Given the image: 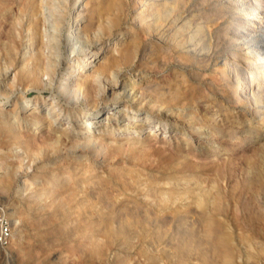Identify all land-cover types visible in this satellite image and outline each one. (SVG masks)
<instances>
[{
    "label": "bare ground",
    "instance_id": "1",
    "mask_svg": "<svg viewBox=\"0 0 264 264\" xmlns=\"http://www.w3.org/2000/svg\"><path fill=\"white\" fill-rule=\"evenodd\" d=\"M23 1L26 19L20 22L18 29L12 30L4 49L5 70L8 72L12 68L14 71L11 82L7 83L5 99L14 102L11 106L0 108V160L6 163L4 165L8 169L0 177V183L3 186L9 184L6 188L10 187L13 175L22 173L24 190H31L27 197L29 201L25 200L35 214L31 221L27 218V210L23 207L28 203L21 205V210L18 208L20 206L12 208L13 211L9 213L18 221L15 226L16 236L11 243L14 251L17 250L25 260L38 261L40 251L44 249L46 252L43 248L45 245H55L46 241L44 246L40 243L49 233L42 230V226L48 224L46 213L53 207L51 203L74 199L79 203L81 214L98 218L101 224L97 232L89 236L87 248L79 250L81 253L89 250L90 256L93 255L98 264L118 262L117 257L121 254L118 251L124 248L132 251L137 247L149 260L159 259L160 263H164L161 258L164 254L167 261L177 259L181 264H247L244 250L236 240L238 238L245 245L246 240L251 238L242 230L235 238L232 227L217 217L224 209L217 198L219 190L213 192L212 187L201 185L204 178L198 172L204 163H201L204 157L210 156L207 160L210 161L221 153L225 158L222 161L227 166L236 157L232 151L227 150L231 147L228 145H232L234 141L226 143L212 131L213 128L220 131L225 129L226 121L219 118L225 109L223 104L215 102L213 106L216 108L213 110L216 112L210 116L202 112L209 105L205 98L198 101L202 110L185 108V105H192V91L195 89L192 87V72L175 74L173 83L162 82L152 77L148 79L146 72L149 69L138 64L141 68L135 73V77L141 74V81H130V76L120 79L123 74L128 73L130 67L136 66L144 41L134 31L130 35L121 31L116 41L108 42L131 8L129 0H73L72 12L69 11L72 0H58V31L62 33L66 29L64 21H69L68 14L76 17L78 22L86 16L80 26L90 50L76 55L74 49L69 48L64 59L68 70L66 79L71 80L63 85L57 83L58 65L53 57L56 46L52 41L56 35L47 38L43 27L45 0ZM132 9L134 22L145 37L152 38L157 49L164 50L167 54V61H160L161 64L158 63L157 55L150 59L149 63L159 65L161 69L158 71H164L169 68L168 65L177 61L189 63L188 65L193 61L204 66L210 59L214 46L209 24L232 22L236 27L237 37L248 40L249 51L245 52V56L232 51L230 60L225 61L220 70L221 78L232 88L230 97L233 102L239 105L242 100H248L257 106L263 105L264 67L261 64L262 69L250 74L247 65L251 60L264 61V0H135ZM72 35L68 33L67 37L61 38L59 48L62 44L69 45ZM24 42L27 51L22 52ZM152 49L153 45L146 47L149 54ZM72 58L77 60V66L72 64ZM239 58L244 64L238 67L236 61ZM45 75L50 78L49 82L45 81ZM254 84L258 86L256 89ZM18 85L25 90L17 94L15 99L10 98ZM67 88L76 97L74 102H63L62 95ZM28 90H37L38 93L30 97ZM48 90L53 91L52 100H48L46 96ZM79 95L89 108L88 111L85 107L82 108L79 117L83 113L85 118L90 113L96 114V117L91 121H84L83 118L79 120L77 117L70 125H64L65 122L62 124V112L73 116L74 109L82 106ZM58 97L61 100L56 101ZM174 103L184 105L175 116L165 115L159 110L162 107L171 109ZM114 104L117 105V110H113L115 118L121 117L123 121H127L119 124L113 122L111 125L104 122L98 126L100 131L96 130V126L91 123L106 113L110 120V109H114ZM122 105L124 106L121 107ZM261 109L257 116L264 122V107ZM140 111L147 114L142 116ZM152 122L155 124L152 125ZM136 126L139 128L138 135H132L131 129ZM165 126L178 130L169 141L165 135H162L161 140L158 137L159 133L162 134L168 128ZM206 127L211 129L207 130ZM187 135L191 137L188 138ZM251 139L255 140L254 137ZM160 141L162 145H157ZM174 143L176 144L173 145ZM16 149L19 151L14 153ZM209 151L213 152L208 155ZM98 163L100 165L97 167ZM25 167L33 168L34 173L30 174ZM214 172L219 174L221 170L216 169ZM36 181L41 183V187L33 186ZM256 202L262 208L263 192H258ZM178 216L182 218V222L176 224ZM188 216H192L190 223H186ZM202 217L205 219L198 222V218ZM231 221L230 219V223ZM26 224L33 227L34 240L40 245L36 244L37 241L30 240V235L24 232ZM165 229L172 231L175 236L171 244L163 245V237H159V232ZM256 240L258 250L264 251V243L258 239L255 242ZM246 255L248 258L250 253L247 251ZM125 259L127 260V256Z\"/></svg>",
    "mask_w": 264,
    "mask_h": 264
},
{
    "label": "rangeland",
    "instance_id": "2",
    "mask_svg": "<svg viewBox=\"0 0 264 264\" xmlns=\"http://www.w3.org/2000/svg\"><path fill=\"white\" fill-rule=\"evenodd\" d=\"M23 2H24L23 0H0V24H1L0 25V48H1L0 49V60H1L0 61V68H1L0 69V105H1L0 108L4 107V106L6 108V107H8V105L11 106L14 102V101H11L9 99H5V95H6V92L8 90V84L11 82V79L13 78L14 71L12 68L10 70H8V72H6L7 70H5L4 49H5V45L7 44L8 40L11 36L12 30L18 29L20 27V22L21 21L23 22L26 19V13H25V8L23 6ZM134 3H135V0H129V4H130L131 8L127 11V14L124 15V18L121 21V24L114 31L113 36L110 38V40H108V42H112V43L114 41H116L117 35L120 34L121 31L124 32L123 34H127V35H130L131 32L134 31L135 34L140 35L142 37V39L144 40L142 47H141L140 57L136 61L137 62L136 66L130 67L131 69L129 68L127 70L128 73L125 75L123 74L120 77V79L122 78V80H124L127 76H130L131 77L130 81H134L135 79H137V81H139L140 79H142V77H141L142 75L140 74L138 77H135V73L138 71L139 68H141V66L149 69L148 72H146V73H148V79H151V77H152V79L159 80L162 82H172L173 83V80H175V77H176L175 74H178L180 72H187V73L192 72V87L195 88L192 91V105H190V106L185 105V108L192 110V111L202 110V108H200L198 105V101L201 100L202 98H205L208 100L209 105L207 106L206 110H202V112L207 113V115L210 116L211 114H214L216 112L215 110H213L216 108L215 106H213V104L215 102L216 103L221 102L223 104L225 109L222 112V115L219 116V118L222 117L226 121L225 122V129L223 131H220L217 128H213L212 131L214 132L215 135L218 134L219 139L224 140L226 143H228L229 141H234L232 143L233 146L231 144H229L228 146H231V147L227 150H229L228 152L232 151L236 157L233 159V161L231 163H229L228 166L225 165L224 161H222L225 158H223L224 155H221V153H219V155L215 156V158H213L210 161H207L210 156L207 158L204 157L202 162H201V163H203V162L204 163L198 171L199 173H201L202 178H204L203 179L204 182L201 185H204V187H206V186H208L210 188L212 187V190L214 189L213 192H216L219 190V192L217 194V198L221 202V204L224 205V209L222 210L223 212L221 211L222 214L221 213H220V215L218 214L217 217H220L219 219H221L222 222L224 221V223L226 225L232 227V231L234 232V235L236 236V237L235 236L234 237L237 238L239 236V233H242V231H244L243 233L247 234L251 238L249 241L246 240L245 245L240 243L238 238L236 240V241H238L237 243H239L238 246L240 245V247H242L244 250L245 262L247 264H264V251L260 250V249L258 250L257 240L255 242V239H258V241H261L264 243V222H263L264 221V205L262 206V208H259L257 205V202H256V196H257L258 192L264 193V172H263L264 171V122H262L260 120V118H259L260 112H258V111H260L261 108L264 107V103L260 107L254 103L248 102V100H242L239 103V105L237 103L233 102V100L230 97L233 90L231 87H229L227 85L225 80H222L221 74H220V70L223 68V63L227 60L228 61L230 60V56H231L232 51L235 50L241 56L242 55L245 56L247 53V50L249 49V42H248V40L245 39V37H242V38L237 37V35H236L237 32L235 29L236 27L232 22L225 21V23H216V24L211 23V24H209L211 26V28L209 26V29L213 33L212 45H214V46H213V49H211V57H210V59L207 60V62L204 63L205 64L204 66H200L199 64H197L193 61H192V64H190V65H188L189 63L177 61L178 63L174 62V63H171L170 65H168L169 68H165L164 71H158L161 68L159 67V65L157 66V64L153 65L152 62L149 63L150 59L153 56L157 55L158 56L157 60H159L158 63L160 61L166 62L167 61L166 59H168V58H166L167 54L164 50L157 49L158 47L154 44V41H152L153 39L150 37L149 38L145 37L144 33L135 24L134 14H133V9H132ZM8 5H10V6H8ZM63 6H65V4H63ZM73 6H74V4H73V0H72V4H71L70 10H69L70 12L73 11V9H72ZM82 9L83 8H81V10ZM43 10H44L43 17L45 18V26H43V27H44V29H46L47 38H50V37H53L56 35L55 37L52 38V41L54 42V44L56 46V50H55V53L53 54V57L57 60V65H58L57 66L58 74L56 76V80H57L56 82L63 85L64 83H68L71 80V79H69V80L66 79L68 70H67V64H66L64 57H65V55L68 54L67 50L69 48L74 49V54H76V55L85 54L86 52H88L90 50L87 47L89 42H88V40H86L87 39L86 35L82 32L81 26H80L82 23H84L86 16H83L82 20L80 22H78L76 17H74L72 14H68L67 18L69 21H64L67 27L61 33L58 31V28L56 26V20L60 19L59 17L56 16V13H59V10H60L58 0H45L44 4H43ZM1 19H3L2 20L3 22L1 21ZM257 24H259V23H257ZM137 27H138V29L136 30ZM128 32H129V34H128ZM68 33L73 34L72 37L70 38V44L69 45H65V44L63 45L62 44V47L60 46V48H59V44L61 43L60 39L67 37ZM62 34H64V35H62ZM114 37H116V38H114ZM216 43H218V44H216ZM151 45H153V49H152V52L149 54L148 50H146V47L151 46ZM23 46H22V52L27 51L26 42H24ZM1 52H3V53H1ZM242 59H243V57H242ZM242 59L239 58L236 61V64H238V67L243 66L244 63H243ZM61 60H64V61L61 62ZM71 62L73 65L77 66V60L75 58H72ZM262 62L264 63V61H262V59H258L256 62L251 60L250 64L247 65L248 71L250 72V74L251 73H257V71L259 69H262V67H264ZM161 63H159V64H161ZM138 64H141V66L138 67L137 66ZM180 64H182V65H180ZM185 64H187L188 66H186ZM261 64H262V67L260 66ZM183 65H184V67H183ZM75 68H77V67H75ZM183 68H185V69H183ZM12 72H13V74H12ZM76 72H77V70H76ZM72 78H73V76H72ZM44 79H45V81H48V82L50 81V78L47 75L44 76ZM229 82L231 83V81H229ZM52 83L55 84V81H53ZM257 87L258 86L254 84V89H256ZM24 90H25L24 87H22L21 85L16 86V92L11 94L10 98L15 99L16 95L19 93H22ZM196 91H197V94H196ZM37 93H38L37 90H28V96H30V97L35 96ZM46 93H47L46 96H47L48 100H52L54 98V94H53L52 90H48ZM203 93H205V94H203ZM109 94L110 93L108 92V95ZM68 96H70V97L68 98ZM72 96H73L72 91H69V88H67L63 92V95H62L63 102L64 103L74 102L76 97L75 96L72 97ZM78 98H79V101H80L82 106L74 109L75 113L73 116L71 113H66L65 111L62 112V114H63L62 115L63 119L61 120L62 124L65 122L64 125H70L73 120L77 119V117L79 120H81L83 118L84 121L85 120L91 121V119L96 117V114H93V113L88 114L86 116V118L84 117V113L79 117L78 114L81 113L82 108L85 107V109L87 111L89 110V108L86 104H84L81 95H79ZM55 100L56 101L61 100V97H58ZM116 106L117 105L114 104V106L112 107L114 109H110V112H112V113H110V114H112L110 120H108L107 113H106V114H101L100 116H98L94 120L96 122L91 123L92 125L96 126V130L100 131L99 127L104 122H108L109 125H111L113 122L119 124V123H123V122L127 121V120L123 121V118H121V117L115 118V114L113 113V110L114 111L117 110V108H115ZM123 106L124 105H122L121 107H123ZM183 106L184 105H180V103H174L173 106L171 107V109H166V108L162 107L159 110L162 113H164L165 115L168 114V116L172 117V116L177 115V113H179L181 111L180 109L183 108ZM209 107H211V108H209ZM140 112L142 113V116L147 114L144 111H140ZM257 112L259 114L258 115L259 117L257 116ZM66 121H67V123H66ZM139 122H140V120L137 121V123H139ZM154 124H155V122H152V125H154ZM260 124H261V126H260ZM165 127L167 128L168 126H165ZM138 129L139 128L137 126L133 127L131 129L132 135H138V133H137ZM210 129H211L210 127L207 128V130H210ZM176 131H178L177 128L171 129L170 127H168L165 131H163L162 134L159 133L158 137H160V140H161L162 137L165 135L166 140L169 141ZM187 136H188V138L191 137L190 135H187ZM232 137H233V139H232ZM252 137L255 138V140H254L255 142L251 139ZM159 144L162 145L161 141L157 143V145H159ZM175 144L176 143H174L173 145H175ZM167 145H169V144H167ZM156 147H158V146H156ZM18 151L19 150L16 149L14 151V153H16ZM212 152L213 151H209L208 155L211 154ZM1 161L2 160H0V177L3 176L4 174H6V172L8 170L7 166L4 165L6 163L4 161H2V162ZM207 163H210V164L206 166ZM99 165H100V163L97 164V167ZM155 167H156V165H155ZM25 168H27L25 170H27L29 173L30 172L34 173L33 168H30V167H25ZM216 169H220L221 173H219V174L215 173L214 171ZM237 169H238V171H237ZM207 173H209V174H207ZM16 174H17V176H16ZM16 174L13 175L14 180L12 181V183H10L11 184L10 187L6 188V186H9V184H7L6 186L4 184V186H3L2 183H0V189H1L0 190V208H4L3 209L4 213L7 215V217L9 218V220L11 222V225H12V234L9 238L8 243L4 246L0 245V264H96L97 261H95V257H93V255L90 256L89 250H87L88 252L85 251L84 253L79 252V250L87 248V244H88L87 242L89 241V236L91 234H93L94 232H97V230L100 228L101 224H100L98 218H95L93 216L87 217V215L81 214L79 211L80 210L79 203L77 201L75 202L74 199H65V201L62 200V201H56V202L51 203V206H53V207H50V212L46 213L48 224H45V227L42 226V230H45L49 233H48L47 237L45 238V240L41 241L40 243L42 246H44L45 245L44 243L46 241V243H50V244L53 243L55 245L53 247V245L51 246L49 244L50 247H52V249H50L49 246L46 247L47 245H45V247H43V248H45L46 252H44L43 251L44 249H43L40 251L41 254L39 253L40 258H42V259L39 258L38 261H34L31 259L25 260L22 256H20L21 254L17 250L14 251V249L11 247L12 246L11 243H12V239H14V237L16 236V227L15 226H16V222L18 223V221L14 220L15 218L10 216L9 213L13 211L12 208H14V207L20 206L18 208H20V210H21L22 209L21 207L25 206L26 203H28L29 198H27V197L30 196V191H31V190H28V191L24 190L25 184H24L23 174L22 173L20 174V172H17ZM33 186L34 187H41V183L39 181H36L35 183H33ZM5 188H6V190H5ZM28 192H29V195H28ZM25 199L28 201L26 202ZM21 203H23L24 205ZM73 203H74V205H73ZM28 205H29V203L27 204V206L23 207V209L27 210L26 216L31 221V218L33 217V215L35 213L32 212V209ZM8 206L11 208V210ZM30 210H31V212H30ZM227 210H229L228 213H226ZM66 213H67V215H66ZM231 213H233V214H231ZM223 214L227 215V216H224ZM234 214H235V217H234ZM30 215H31V217H30ZM50 215L53 218L55 217V219H53ZM222 215H223V218H222ZM228 215H229V217H228ZM230 216L234 219H232ZM188 217L186 218V223H188V222L190 223L191 222L190 220H192V218H191L192 216H188ZM224 217H225V219H224ZM228 218H230L232 220L231 223H230V219L228 222ZM44 219H46V218H44ZM179 219H181V220H179ZM203 219H205V218L204 217H202L201 219L198 218L197 221L201 222V221H203ZM234 220L236 221V223ZM239 221H241V222H239ZM49 222H50V224H49ZM61 222H63V223H61ZM175 222H176V224L182 222V218L176 217ZM183 222H184V220H183ZM233 222H234V224H233ZM236 224H237V226H236ZM26 225H29V226H26ZM26 225L24 226V228H25L24 232L27 233V235H30V237H31L30 240H32L33 242H36L37 240H34L35 238L33 236V231H34L33 227L31 228L30 224H26ZM55 225H56V227H55ZM57 225H59V226H57ZM256 226H257V229H256ZM52 228H54V229H52ZM58 228H60V229L58 230ZM62 228H63V230H61ZM247 231H250V232H247ZM31 232H32V234H31ZM161 232L162 233L165 232V233L162 234ZM161 232H159V237H163L162 238V242H163L162 244L163 245H165V243L171 244V242H174L175 236H174L172 231L169 232L168 230L165 229V230H162ZM169 234H172V235H169ZM257 234L258 235L261 234V235H259V237H258ZM51 237L52 238L55 237V238L52 239ZM253 238H254V241H253ZM262 238H263V240H262ZM52 240H53V242H52ZM36 244L40 245L38 241L36 242ZM252 244L254 245V247ZM137 248L133 249L132 251L130 248L129 249L124 248V249L120 250L122 252L118 251L119 252L118 254H120V253L122 254V255L121 254L118 255V257H117L118 262L116 260V262L111 261L110 263H106V264H120V263H123V264H125V263L126 264H159L160 263L159 259L149 260L148 257L145 256L146 254H143L142 252L140 253V251ZM48 249L50 251L51 250L52 251L50 252ZM254 250L255 251L257 250V252H255ZM16 251H17V253H16ZM80 251H82V250H80ZM137 251H139V253ZM247 251L250 253V256L248 258L246 255ZM43 253H44V256L46 258L43 256ZM46 253H48V254H46ZM49 253H52V255L51 254L49 255ZM78 253L81 256L78 255ZM85 253H87V255ZM5 254H7V255L5 256ZM82 254H83V256H82ZM252 254H253V256H252ZM88 255H89V257H88ZM134 255L135 256L137 255V257L133 258L132 256H134ZM84 256L87 258L85 259ZM126 256H127V260L125 259ZM143 256H144V258H142ZM20 257H22V258H20ZM130 257H131V259H130ZM161 258L164 259V260H162V261H164V263L161 261L163 264H181L179 261H176L177 259L174 261H170V262H169V260L167 261V259L164 257V254ZM246 259H248V260H246ZM86 260L89 263H87ZM90 260L93 262H91ZM124 261H126V262H124ZM162 263H160V264H162Z\"/></svg>",
    "mask_w": 264,
    "mask_h": 264
},
{
    "label": "built area",
    "instance_id": "3",
    "mask_svg": "<svg viewBox=\"0 0 264 264\" xmlns=\"http://www.w3.org/2000/svg\"><path fill=\"white\" fill-rule=\"evenodd\" d=\"M12 234V225L4 213L3 208H0V245L4 246L8 243L9 238Z\"/></svg>",
    "mask_w": 264,
    "mask_h": 264
}]
</instances>
